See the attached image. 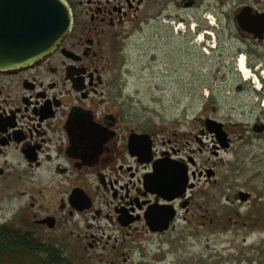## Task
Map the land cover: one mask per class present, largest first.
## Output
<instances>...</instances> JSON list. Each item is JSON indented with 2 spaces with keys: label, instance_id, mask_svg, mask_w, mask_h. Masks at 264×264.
<instances>
[{
  "label": "flooded vegetation",
  "instance_id": "1",
  "mask_svg": "<svg viewBox=\"0 0 264 264\" xmlns=\"http://www.w3.org/2000/svg\"><path fill=\"white\" fill-rule=\"evenodd\" d=\"M65 1L56 49L0 69V264H186L190 240L264 234V0ZM135 29L200 41L185 124L117 76Z\"/></svg>",
  "mask_w": 264,
  "mask_h": 264
},
{
  "label": "rangeland",
  "instance_id": "2",
  "mask_svg": "<svg viewBox=\"0 0 264 264\" xmlns=\"http://www.w3.org/2000/svg\"><path fill=\"white\" fill-rule=\"evenodd\" d=\"M198 28L196 25L195 29ZM129 36L125 62L116 74L127 83L126 91L133 94L136 107L138 110L144 108L147 120L153 117L158 123L170 125L174 118H179L180 123L185 124L188 117L183 110L191 107V94L196 88H202L197 78L199 72L205 76L204 72L208 71L207 66L199 67L201 60L192 57V54H200V41L195 42L192 53L182 34L172 41L158 43L155 37L150 38L141 29H135ZM193 61L195 80L190 73ZM194 97L200 100L199 103L202 101L198 96ZM259 187L262 188V183ZM261 231L258 228L254 236L249 237L244 231H239L237 236H214L210 242L204 235L193 242L190 240L185 254L177 259L186 264H264V234ZM173 258L170 255L168 261L171 263Z\"/></svg>",
  "mask_w": 264,
  "mask_h": 264
},
{
  "label": "water",
  "instance_id": "3",
  "mask_svg": "<svg viewBox=\"0 0 264 264\" xmlns=\"http://www.w3.org/2000/svg\"><path fill=\"white\" fill-rule=\"evenodd\" d=\"M71 26L72 15L65 0H0V69L42 61ZM165 180H161L162 189L166 188Z\"/></svg>",
  "mask_w": 264,
  "mask_h": 264
},
{
  "label": "bare ground",
  "instance_id": "4",
  "mask_svg": "<svg viewBox=\"0 0 264 264\" xmlns=\"http://www.w3.org/2000/svg\"><path fill=\"white\" fill-rule=\"evenodd\" d=\"M243 69H245V68H243ZM245 71V70H244ZM246 73H247V71H246Z\"/></svg>",
  "mask_w": 264,
  "mask_h": 264
}]
</instances>
